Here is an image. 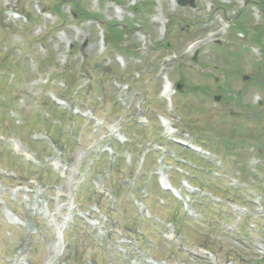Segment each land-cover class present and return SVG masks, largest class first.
Returning <instances> with one entry per match:
<instances>
[{"label":"rangeland","instance_id":"obj_1","mask_svg":"<svg viewBox=\"0 0 264 264\" xmlns=\"http://www.w3.org/2000/svg\"><path fill=\"white\" fill-rule=\"evenodd\" d=\"M193 2L195 7L174 6L171 0H0V80L10 81L0 82V133L22 159L36 162L35 156L46 151L40 168H29L8 159L7 148L0 145V166L41 179V187L32 189L0 179V264H20L27 256L36 264H264V0ZM26 11L33 22H24ZM224 21L230 25L227 32L185 51L187 42ZM98 29L108 35L105 48ZM117 31H125L119 45ZM169 52L176 58L168 69L176 99L171 111L158 95L156 71ZM244 74L249 78L242 79ZM233 93H238L235 99ZM59 94L64 95L58 100L62 109L73 104V112L87 118H71L48 105V98L57 100ZM139 101L140 122L151 124L142 130L134 125ZM156 114L170 118L182 139L217 141L218 151L202 149L207 162L199 163L211 170L210 176L189 169L184 152L176 158L198 188L179 180L181 175L172 171L175 162L157 167L156 147L173 159L176 149L153 146L170 140ZM109 125H115L113 131ZM46 131L56 140L61 135L62 149H43ZM129 136L135 141L120 151L130 152L132 145L137 165L146 156L142 168L100 155L111 149V140ZM256 160L263 161L259 169ZM153 171L163 186L168 175L174 178L181 210L148 181ZM238 180L241 188L234 190ZM92 185L107 197L114 193L118 210L106 214L111 202L94 195ZM218 188L225 194L218 190L210 196ZM240 197L246 204L234 203ZM219 211L230 217L221 225L209 222ZM244 216L251 231L242 237L234 225ZM26 220L32 223L29 230L19 225ZM61 223L60 250L56 227ZM124 229L131 230L129 235Z\"/></svg>","mask_w":264,"mask_h":264},{"label":"water","instance_id":"obj_2","mask_svg":"<svg viewBox=\"0 0 264 264\" xmlns=\"http://www.w3.org/2000/svg\"><path fill=\"white\" fill-rule=\"evenodd\" d=\"M188 1H189V2H192V0H178V2H179L181 5L186 4ZM192 5H194V4H192Z\"/></svg>","mask_w":264,"mask_h":264},{"label":"trees","instance_id":"obj_3","mask_svg":"<svg viewBox=\"0 0 264 264\" xmlns=\"http://www.w3.org/2000/svg\"><path fill=\"white\" fill-rule=\"evenodd\" d=\"M117 44V43H116Z\"/></svg>","mask_w":264,"mask_h":264}]
</instances>
